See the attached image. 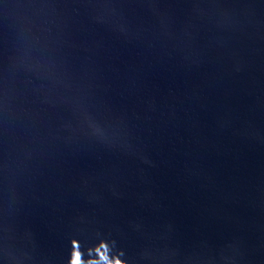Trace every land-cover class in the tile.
Returning a JSON list of instances; mask_svg holds the SVG:
<instances>
[{
  "label": "water",
  "instance_id": "water-1",
  "mask_svg": "<svg viewBox=\"0 0 264 264\" xmlns=\"http://www.w3.org/2000/svg\"><path fill=\"white\" fill-rule=\"evenodd\" d=\"M264 264V0H0V264Z\"/></svg>",
  "mask_w": 264,
  "mask_h": 264
},
{
  "label": "snow or ice",
  "instance_id": "snow-or-ice-1",
  "mask_svg": "<svg viewBox=\"0 0 264 264\" xmlns=\"http://www.w3.org/2000/svg\"><path fill=\"white\" fill-rule=\"evenodd\" d=\"M77 264H78V261H77Z\"/></svg>",
  "mask_w": 264,
  "mask_h": 264
}]
</instances>
